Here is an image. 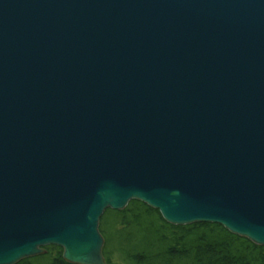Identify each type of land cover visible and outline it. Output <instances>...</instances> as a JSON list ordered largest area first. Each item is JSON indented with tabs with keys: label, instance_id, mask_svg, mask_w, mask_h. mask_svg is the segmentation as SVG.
<instances>
[{
	"label": "water",
	"instance_id": "obj_1",
	"mask_svg": "<svg viewBox=\"0 0 264 264\" xmlns=\"http://www.w3.org/2000/svg\"><path fill=\"white\" fill-rule=\"evenodd\" d=\"M135 199L264 245V0H0V264Z\"/></svg>",
	"mask_w": 264,
	"mask_h": 264
},
{
	"label": "trees",
	"instance_id": "obj_2",
	"mask_svg": "<svg viewBox=\"0 0 264 264\" xmlns=\"http://www.w3.org/2000/svg\"><path fill=\"white\" fill-rule=\"evenodd\" d=\"M98 230L105 264H264V245L218 223L169 224L159 210L136 199L123 210L105 209ZM44 250L16 264H70L61 247Z\"/></svg>",
	"mask_w": 264,
	"mask_h": 264
},
{
	"label": "rangeland",
	"instance_id": "obj_3",
	"mask_svg": "<svg viewBox=\"0 0 264 264\" xmlns=\"http://www.w3.org/2000/svg\"><path fill=\"white\" fill-rule=\"evenodd\" d=\"M194 223H197V222H194ZM198 223H200V222H198ZM208 223V222H207ZM173 225V224H172ZM187 225H190V224H187ZM179 226V225H178ZM227 229V228H226ZM228 230V229H227ZM230 232V231H229ZM233 234V233H232ZM238 235V234H237ZM240 236V235H239ZM242 237V236H241ZM245 238V237H244ZM247 239V238H246ZM248 240H250V239H248ZM251 241V240H250ZM252 242V241H251ZM253 243V242H252ZM255 244V243H254ZM255 245H257V244H255ZM257 246H259V245H257ZM45 251V250H44ZM44 253V252H43ZM105 261V260H104ZM20 262V261H19ZM18 263V262H17ZM16 264V263H15ZM71 264V263H70ZM73 264V263H72Z\"/></svg>",
	"mask_w": 264,
	"mask_h": 264
}]
</instances>
